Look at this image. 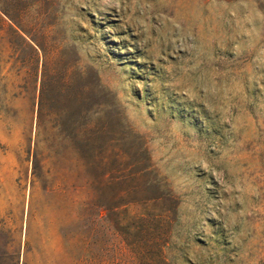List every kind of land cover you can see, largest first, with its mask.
I'll return each mask as SVG.
<instances>
[{"label": "rangeland", "instance_id": "374dc122", "mask_svg": "<svg viewBox=\"0 0 264 264\" xmlns=\"http://www.w3.org/2000/svg\"><path fill=\"white\" fill-rule=\"evenodd\" d=\"M0 264H264V0H0Z\"/></svg>", "mask_w": 264, "mask_h": 264}]
</instances>
